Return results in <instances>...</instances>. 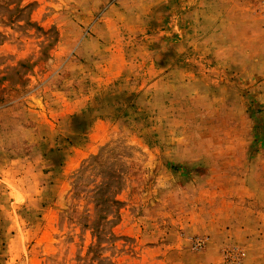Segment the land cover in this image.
<instances>
[{"label": "rangeland", "instance_id": "374dc122", "mask_svg": "<svg viewBox=\"0 0 264 264\" xmlns=\"http://www.w3.org/2000/svg\"><path fill=\"white\" fill-rule=\"evenodd\" d=\"M0 264H264V0H0Z\"/></svg>", "mask_w": 264, "mask_h": 264}]
</instances>
